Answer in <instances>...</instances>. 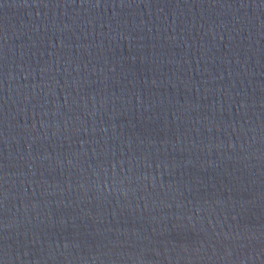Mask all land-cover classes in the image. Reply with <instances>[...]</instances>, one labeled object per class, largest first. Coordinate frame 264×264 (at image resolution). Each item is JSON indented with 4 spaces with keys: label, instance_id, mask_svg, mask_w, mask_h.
Returning a JSON list of instances; mask_svg holds the SVG:
<instances>
[{
    "label": "water",
    "instance_id": "water-1",
    "mask_svg": "<svg viewBox=\"0 0 264 264\" xmlns=\"http://www.w3.org/2000/svg\"><path fill=\"white\" fill-rule=\"evenodd\" d=\"M0 264H264V0H0Z\"/></svg>",
    "mask_w": 264,
    "mask_h": 264
}]
</instances>
